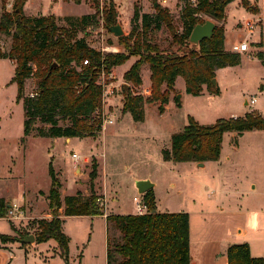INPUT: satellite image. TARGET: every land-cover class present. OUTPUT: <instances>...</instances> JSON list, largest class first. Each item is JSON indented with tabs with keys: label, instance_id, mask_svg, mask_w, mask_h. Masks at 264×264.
<instances>
[{
	"label": "rangeland",
	"instance_id": "374dc122",
	"mask_svg": "<svg viewBox=\"0 0 264 264\" xmlns=\"http://www.w3.org/2000/svg\"><path fill=\"white\" fill-rule=\"evenodd\" d=\"M132 1L106 0L104 3L103 18L108 3L111 2L116 12L115 23L121 25L125 36L131 29L130 18L134 4L137 3L140 13H153L152 0ZM156 1L162 7L169 9L172 24L180 31V9L183 2L181 0ZM13 2L14 0L9 3L11 7L8 11L12 9ZM44 2L34 0L28 5L25 13L35 16L43 15L47 11V5L49 6L48 1ZM5 4L6 0H0V12L2 5L7 10ZM99 8V0H64L62 8L57 11L58 20L56 22L59 25H70L74 20L67 19V17L92 14L99 12ZM47 14L49 11L45 15ZM134 24L136 28L140 27L139 22ZM85 30V39L90 47L97 50H101L102 46L109 47V50L102 51L104 53L127 52L125 45L118 37L112 35L105 25L100 26L99 23L98 26L86 27ZM79 35L82 33L80 32ZM254 35L256 34L253 33L250 36V43L255 40ZM152 39L160 49H165L171 41V36L167 28L162 26L153 33ZM10 42V36L0 35V46L4 51L9 49ZM250 53L251 56L244 53L240 65L228 67L218 73L220 94H210L206 91L193 96L186 93L183 80L177 81V88L182 90L174 89L173 93H170L169 100H172L169 109L167 110L165 106L163 113L159 114L156 105L150 107L145 104L144 120L141 122L133 121L130 113H123L121 109L125 92L123 84L128 85L127 92L130 94H141L143 89L150 87L149 70L145 63L140 67V85L134 86L123 78V72L138 59L137 56H131L124 63L112 67L107 78H104V81L109 82L110 87H115L113 96L106 101L104 106V112L112 115L113 122L107 124L103 131L101 129L94 139L93 137L72 138L70 143H66L64 138L52 141L49 137H40L35 134L24 137L22 105L20 101H16V84L10 82L15 65L8 59H0V186L6 194H11L15 203L21 201L19 191L20 187L24 186L27 191L26 197L33 201L39 189L48 188L50 183L48 163L52 164L54 161V164L55 162L60 164L59 169L52 167L54 174H63L61 178L63 191L58 189L59 192L64 196L77 192L81 195L87 192L88 195L89 176L86 181L80 179L77 181L76 176L90 174L95 168L97 175L93 182V189L98 192V188L102 187L105 192V197H103L105 205L103 208L101 206L103 213L128 214L136 212L133 197L139 195L142 199L143 195L137 194L134 177L145 175L155 184L153 193L156 209L188 213L191 217L192 238L209 239L206 244L207 250L215 252L211 240L226 236L230 231L238 234V230L242 229L251 235L254 230L253 221L264 224L263 139H260L261 143L254 144L250 143L247 137H243L237 144V140L225 135L222 146L224 151L219 162H208L205 167L200 168L196 167L193 162L164 161L161 156V150L169 147L170 135L180 131L187 124L188 116H193L200 124H210L217 118L229 117L231 114H238L247 109H252L253 113H260L256 109L264 107L263 95L259 88L260 83H264V79L260 78L262 61L252 49ZM34 83V79L29 78L25 83L23 94H31L35 89ZM150 95L143 94V98L146 99ZM252 96L257 97V102L245 106L243 102ZM176 100L181 101L180 107ZM35 126L48 127L39 122ZM261 136L263 138V134ZM71 153L78 155V159L72 163H70ZM226 155L229 156V160L225 159ZM98 174H101L100 185H98ZM105 174L107 184L104 183ZM73 182H80L81 185L73 190ZM254 184L256 185L257 206L252 208V211L249 210L247 214L245 196L240 195V198L239 195H234L236 197L230 198L227 193H230L233 188L243 193L252 188ZM221 206H224V210L219 209ZM46 207H48L47 202H40L38 198L33 214L40 215ZM237 211H240L239 214H235ZM33 214L25 211L23 212L24 218L20 220H11L3 214L0 216L2 218L0 219V230L7 231L10 225L19 235L17 238L32 234L35 232V228L31 225L34 219ZM200 221L206 224L204 228L200 227ZM108 225L110 227L107 226V242L113 239L119 240L120 234L114 228V224L109 222ZM103 228L102 224L99 228L97 220L92 221L89 217H71L64 222V229H67L73 236L72 252H75L78 245V252L83 251L93 264H105L101 240ZM91 230L94 231L93 244L89 250L84 251L80 241L86 242ZM6 236L9 238L8 242L14 241L16 237L15 234ZM198 250L199 247L193 244L194 255ZM197 263H199L198 260Z\"/></svg>",
	"mask_w": 264,
	"mask_h": 264
},
{
	"label": "trees",
	"instance_id": "16d2710c",
	"mask_svg": "<svg viewBox=\"0 0 264 264\" xmlns=\"http://www.w3.org/2000/svg\"><path fill=\"white\" fill-rule=\"evenodd\" d=\"M181 1L180 31L174 28L169 9L156 0L151 3L152 14L140 13L137 3L134 4L131 29L126 36L118 37L125 45L126 53H104L89 46L85 29L99 25L98 11L67 17L74 21L70 25H59L52 14H25V0H14L10 11L2 5L0 35L10 36L11 42L6 51L0 46V59H8L15 65L10 82L16 84V101L22 105L24 137L35 134L49 138H94L99 135L102 87L97 83L98 77L102 71L110 73L112 67L131 56L138 59L123 73V78L134 86L140 85V67L145 63L151 88V95L146 99L140 94L124 92L121 109L123 113H130L133 121L144 120L145 104L156 105L158 113L162 114L177 77L183 79L188 94L200 95L203 86L208 93L218 94V86L211 83L215 70L238 65L241 61V54L226 50L223 43L225 7L233 0ZM242 3L255 11L245 0ZM207 18L215 23L211 36L202 39L198 46L191 45L192 28ZM103 21L106 27L116 21L111 2ZM136 22L140 23L139 28L134 26ZM162 26L171 36L165 49H160L152 39L153 33ZM256 55L261 58L260 52ZM84 60L87 64H83ZM29 78L34 79L35 89L25 95L23 91ZM176 102L179 106L178 100ZM37 122L48 127L35 126ZM261 129H264V116L252 111L242 116L220 117L210 124H200L189 116L187 124L170 135L169 147L161 150V156L164 161L173 163L216 161L224 133L240 135ZM48 175L47 198L52 217L31 221L35 228L34 241L41 243L53 239L64 264H68L69 239L61 229L63 220L59 217V208L64 206V216L102 215L103 206L101 208L97 200L103 197L93 189L97 175L95 168L88 174L89 194L66 195L62 202L58 190L60 183L51 162L48 163ZM142 199L147 208L143 214H106L107 225L112 222L120 234L119 240L107 242L106 264H190L188 213L157 210L153 189L143 193ZM7 205L0 199V216L7 213ZM8 239L0 234L1 241ZM226 258L227 264H264L263 257L251 256L246 242L229 245Z\"/></svg>",
	"mask_w": 264,
	"mask_h": 264
},
{
	"label": "crops",
	"instance_id": "0c3cea01",
	"mask_svg": "<svg viewBox=\"0 0 264 264\" xmlns=\"http://www.w3.org/2000/svg\"><path fill=\"white\" fill-rule=\"evenodd\" d=\"M12 0H6V4L11 3ZM34 0H25V3L23 5V10L24 13L26 11V9L28 8V5L30 3H32ZM37 2L39 0H36ZM43 3H45V0H41ZM48 1L47 3L49 4V6L47 5V11H49V14H52L54 16H56L57 18L56 21L58 20V16H57V11L62 8L63 4H64V0H46ZM134 1V0H133ZM132 1V2H133ZM248 3V6L250 8L255 9V11H251L248 9V7L244 6L242 3V0H233L230 3H228L225 7V22H224V48L228 51H231V46L233 44H237L239 41L241 40H247L248 44H249V50L251 51V49L253 50V52L255 54H257L258 52L261 53V58H259V60L262 61V75L260 76L261 79H264V0H245ZM43 8V7H42ZM46 11V12H47ZM43 13V15L46 14ZM27 14V13H25ZM27 15H32V14H27ZM252 17H256L260 19V22L258 24V27L256 28V30L253 32L255 40L251 41L252 43L249 42L250 36L253 35H246L245 32L243 31L244 29L242 28V24L246 19L252 18ZM241 54V61H242V57L244 56V53H240ZM240 61V63H241ZM240 63L238 65H240ZM238 65H234V66H227V67H223V68H219L217 70H215V81H216V85L219 88V93H221L220 90V80L218 77V73L228 67H235ZM125 72V71H124ZM123 72V73H124ZM183 80L181 77H177L174 83V89L180 91L182 90L181 88H177L176 86V82ZM184 82V81H183ZM264 83H260L259 88L263 85ZM204 87V86H203ZM185 88V85H184ZM177 91V92H178ZM206 92L205 87L202 93ZM171 100H169L168 104L166 105V109L168 110L170 105H171ZM264 100V99H263ZM179 101V100H178ZM243 104L246 106V100L243 102ZM181 106V101H179V106ZM252 110V109H251ZM251 110H244L241 113L238 114H231L229 117H235V116H242L244 115V113L249 112ZM258 110L260 113L264 114V107L260 108V109H256ZM189 117V116H188ZM192 117L194 120H196L193 116ZM188 120V119H187ZM197 121V120H196ZM215 121V120H214ZM213 121V122H214ZM198 122V121H197ZM199 123V122H198ZM105 129V128H104ZM103 129V130H104ZM102 130V131H103ZM263 134V138L262 135ZM228 135V137H230L231 139H235L237 140V144L240 142V140L243 137H247L248 140H250V143H261L262 141L260 139H263L264 142V129L261 130H250V131H245L240 135H237L235 132H226L223 134L222 137V143H221V150H220V156L218 158V160L216 161H205L202 162L203 165L202 166H198V162H193L194 165L198 168L200 167H205L206 164L208 162H219V160L222 157L223 154V139L224 136ZM58 138H64V137H56V138H51L52 141H57ZM84 138H91V137H84ZM94 139V138H92ZM64 141L66 143H70L72 141V138H64ZM234 148H236L237 146H233ZM93 155V154H92ZM71 156V154H70ZM72 159V158H71ZM226 160H229V156L226 155L225 157ZM74 162V160L72 159V161L70 163ZM52 167L54 168H58L60 166V164H57L54 161L51 164ZM69 165V163H68ZM59 169V168H58ZM55 177L57 178V180L60 183V187L59 190L63 191V182H62V175L63 174H54ZM98 185L101 184V174H98ZM74 177V176H73ZM88 177V174H79L78 176H76L77 181L80 179L81 181H86ZM213 178V177H212ZM136 179H149L145 177V175H137L134 177V180ZM74 180V179H73ZM105 184H107V176L105 174ZM80 182H73V186L72 189L75 190L76 187L80 186ZM155 185V184H154ZM153 185V187H154ZM50 187V183L49 186L46 190H38V194L34 197L33 201L29 198L26 197V190L24 188V186L20 187V191L19 193L21 194V201L19 203H15L13 197L11 196V194H6L4 189L0 186V199H3L7 204H11V205H16L19 206L24 212L25 211H29L30 213L33 214L34 212V205L37 201L38 198H40V202H47L48 207H46V209L49 211L50 209V204H49V200L47 198V194H48V190ZM152 187V189H153ZM256 185L254 184L252 186V188H250L248 191H243V193H241V191L237 190L236 188H233L232 191H230V193H227L230 198H234L236 196L234 195H239V197L241 198V196H245L244 198V202L247 204H245V209L247 211V214H249V210H253L252 208H254L255 206H257V194H256ZM86 191V189L84 190ZM65 193V191H64ZM60 194V200L62 201V197L64 196V194ZM96 194L101 195L102 197H105V192L104 190H102V187L98 188V192H96ZM226 194V195H227ZM69 195H72L69 194ZM84 195H87V192L84 193ZM241 195V196H240ZM238 197V199H239ZM102 200L104 201V205H105V199L102 198ZM8 206V205H7ZM24 207V209L22 208ZM29 207V210H28ZM157 207V205H156ZM63 208L64 206L62 205L59 210V217L63 220L62 221V225H61V229L63 231V233L68 237L69 241H68V264H93L91 259L89 257H86L85 254L83 253V251H81L80 253L78 252V245L76 247L75 252H72L71 250V241L73 239L72 234L66 229H64V222L67 218H71V217H89L92 221L94 219V221H98V226L100 228L101 224L104 227L102 230V243H103V251H102V255H103V262L106 264V248H107V240H106V235H107V221H106V214L104 213L102 215H95V216H87V215H79V216H64L62 214L63 212ZM239 208V207H237ZM46 209L42 210V213L40 215H34L32 216V218H46L49 219L52 217L51 212L46 211ZM158 209V208H157ZM220 210H224V206H221L219 208ZM159 210V209H158ZM160 211V210H159ZM167 211V210H165ZM240 211H237V213L235 214H239ZM114 213V212H111ZM117 214V213H114ZM128 214H136L135 212L132 213H128ZM241 215V214H240ZM188 218H189V252H190V264H227V258H226V250L227 247L231 244H238V243H242V242H246L248 243L249 246V250H250V254L253 257H263L264 258V224L263 222H256L253 221V232L251 235H248L246 230H242L239 229L238 234H236L234 231H230L226 236H221L219 237L217 240H211L212 242V246H213V251L215 252H211L209 250H207V241H209V239H205V238H192V232H191V217L188 214ZM2 219V218H0ZM201 224V228L205 227V223L203 222H199ZM252 230V229H251ZM101 233V229L99 230ZM90 235L87 238V241H80V244L84 247L83 250H89L91 245L93 244V233L94 231H90ZM0 234H5V235H14L15 234V238L14 241L12 242H8V241H1L0 240V264H64L60 254H59V250L57 247V243L53 240V239H49L45 242H41V243H37L35 241L30 242V243H24V245H22V243L19 241L20 238L19 235H17L16 230L13 227H10L7 229V231H1L0 230ZM34 235V232L32 233ZM24 235H22L23 237ZM21 237V238H22ZM195 245L196 247H199L198 252L196 253V255H194L193 251H192V245ZM197 256V259H196ZM197 260L199 261V263H197Z\"/></svg>",
	"mask_w": 264,
	"mask_h": 264
},
{
	"label": "built area",
	"instance_id": "2783aa9c",
	"mask_svg": "<svg viewBox=\"0 0 264 264\" xmlns=\"http://www.w3.org/2000/svg\"><path fill=\"white\" fill-rule=\"evenodd\" d=\"M106 0H99L100 2V8H99V23L100 26L104 25V21H103V11L105 8V3ZM166 1V0H163ZM190 2H194L195 0H189ZM6 9L8 11V9L11 7V4H5ZM260 22L259 18L256 17H252L249 19H246L243 24H242V28L245 31L246 35H250L252 34L256 28L258 27V24ZM106 27V26H105ZM109 47L106 46H102L101 47V51H105V50H109ZM116 49V48H115ZM231 51L233 52H239V53H247L248 56H251L252 54L250 53L249 50V44L247 42V40H241L239 41L237 44H233L231 46ZM83 64H87V60L83 61ZM108 73H105L104 71H102L98 77L97 83L102 87V96H101V103H102V109H101V129L103 130L107 124H111L113 122V118L111 114H107L104 112V106L106 101L111 98V96H113L114 93V86L110 87V84H108L109 82L104 81V78H107ZM150 91L151 88L150 87H146L145 89H143V92L140 94L141 96H143V94L146 95H150ZM260 92L263 95V99H264V84L260 87ZM257 102V97L256 96H252L249 100L246 101L247 104L249 105H253ZM71 158L76 161L78 159V155L75 153H71ZM99 202L100 206H104L103 204V200L98 199L97 200ZM133 201L135 203V210H136V214H143L146 212L147 208L146 205L144 203V201L140 198V196H134L133 197ZM23 210L16 205H11L6 213V218H9L11 220H20L23 219Z\"/></svg>",
	"mask_w": 264,
	"mask_h": 264
},
{
	"label": "water",
	"instance_id": "95a60500",
	"mask_svg": "<svg viewBox=\"0 0 264 264\" xmlns=\"http://www.w3.org/2000/svg\"><path fill=\"white\" fill-rule=\"evenodd\" d=\"M215 23L212 19L207 18L203 23L196 24L189 35V43L191 45L198 46L199 42L204 38H209L212 34V31L214 29ZM107 30L114 36L119 37L123 35L122 27L119 23L108 25ZM211 83L213 85H216L215 78L211 80ZM127 84H123L124 90L127 92ZM177 98H179V95H177ZM198 166H202V162H198ZM154 183L149 179H136L134 180V187L137 191V194H143L147 190L151 189L153 187ZM11 204H8V207H10ZM21 243H30L34 241V235L33 234H27L24 235L22 238L19 239Z\"/></svg>",
	"mask_w": 264,
	"mask_h": 264
}]
</instances>
